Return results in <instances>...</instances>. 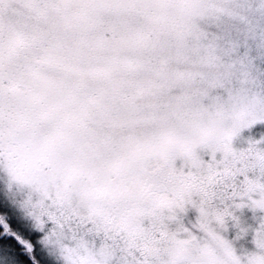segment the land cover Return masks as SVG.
Returning <instances> with one entry per match:
<instances>
[{
  "label": "snow or ice",
  "instance_id": "obj_1",
  "mask_svg": "<svg viewBox=\"0 0 264 264\" xmlns=\"http://www.w3.org/2000/svg\"><path fill=\"white\" fill-rule=\"evenodd\" d=\"M258 121L264 0H0V264H264Z\"/></svg>",
  "mask_w": 264,
  "mask_h": 264
},
{
  "label": "rangeland",
  "instance_id": "obj_2",
  "mask_svg": "<svg viewBox=\"0 0 264 264\" xmlns=\"http://www.w3.org/2000/svg\"><path fill=\"white\" fill-rule=\"evenodd\" d=\"M261 137H264V121H258L257 123L251 125L249 128L242 129L240 133L233 137L232 146L234 149L240 150L248 147V142L259 141ZM257 147L264 149V142L257 144ZM205 159L207 157L205 156ZM0 176H3V173H0ZM3 185V180L0 179V186ZM241 220L243 226L248 228V232L241 239L236 240L237 230L232 226V221L226 218V231H222L221 235L225 239L233 242V247L237 255H240L242 251L247 252H259L260 250L256 249L254 243L252 242L254 230L257 229L260 225L261 218L264 217V212H255L245 208L236 213ZM195 211L189 210L184 216L183 223L185 226H189L190 222L195 220Z\"/></svg>",
  "mask_w": 264,
  "mask_h": 264
},
{
  "label": "clouds",
  "instance_id": "obj_3",
  "mask_svg": "<svg viewBox=\"0 0 264 264\" xmlns=\"http://www.w3.org/2000/svg\"><path fill=\"white\" fill-rule=\"evenodd\" d=\"M215 259L217 260V264H226V258L224 257L223 253L217 251L215 253Z\"/></svg>",
  "mask_w": 264,
  "mask_h": 264
}]
</instances>
